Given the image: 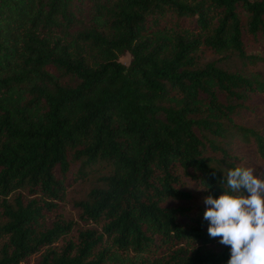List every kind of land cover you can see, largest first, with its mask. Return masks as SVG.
Wrapping results in <instances>:
<instances>
[{"label": "trees", "instance_id": "trees-1", "mask_svg": "<svg viewBox=\"0 0 264 264\" xmlns=\"http://www.w3.org/2000/svg\"><path fill=\"white\" fill-rule=\"evenodd\" d=\"M261 39L264 0H0V264H227L187 186L229 191V127L264 157L234 122L264 82L200 53L246 66Z\"/></svg>", "mask_w": 264, "mask_h": 264}, {"label": "clouds", "instance_id": "clouds-1", "mask_svg": "<svg viewBox=\"0 0 264 264\" xmlns=\"http://www.w3.org/2000/svg\"><path fill=\"white\" fill-rule=\"evenodd\" d=\"M219 198L206 196L208 234L231 249L227 264H264V176L250 167L227 172Z\"/></svg>", "mask_w": 264, "mask_h": 264}, {"label": "rangeland", "instance_id": "rangeland-1", "mask_svg": "<svg viewBox=\"0 0 264 264\" xmlns=\"http://www.w3.org/2000/svg\"><path fill=\"white\" fill-rule=\"evenodd\" d=\"M247 49L248 53L264 57V39H261L257 43L250 44ZM222 56L223 55H218L209 50H204L200 53V61L205 63L215 59L218 61L219 65L224 66L228 70H241L246 74L254 75L264 82V60L243 66L241 65L242 63L236 59V57ZM130 59L131 57L128 53L119 57V60L125 65L129 64ZM247 104L249 108L240 111L239 115L234 119V122L242 125L243 127L252 128L258 131L261 135H264V95H253V98L250 99ZM216 141L220 143L222 147L227 149L231 155H236L240 158L237 162L238 165L250 167L254 170L255 174L264 176V157H261L258 154V147L255 141H245L240 135L238 129L233 127H229L228 132L224 133L222 137H218ZM99 175H101L100 171L94 174L91 173L90 176L77 180L69 188L64 199L59 203L57 214L65 220H73L77 222L79 210L74 205V202L84 198L88 190L95 184V178ZM187 187L191 190V193L195 196L197 201L204 203L205 196L199 187H196L194 184H190ZM53 219L54 216L47 218L46 224L50 225ZM79 225L80 224H75L69 235L65 238L59 239L56 242V247L60 246L68 239L76 240L77 231H75V229ZM92 226L94 225L92 224ZM94 227H96V225ZM38 257L39 253L34 254L26 264H33L38 260Z\"/></svg>", "mask_w": 264, "mask_h": 264}]
</instances>
